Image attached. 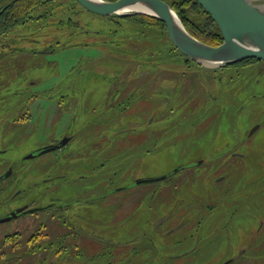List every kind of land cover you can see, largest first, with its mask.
Returning <instances> with one entry per match:
<instances>
[{"label":"rangeland","instance_id":"374dc122","mask_svg":"<svg viewBox=\"0 0 264 264\" xmlns=\"http://www.w3.org/2000/svg\"><path fill=\"white\" fill-rule=\"evenodd\" d=\"M47 7L1 39L0 115L15 121L0 120V172L12 168L0 216L33 198H95L68 220L84 233L69 230L63 264H264V61L197 65L160 27L74 0ZM28 215L0 223V243L64 226Z\"/></svg>","mask_w":264,"mask_h":264},{"label":"water","instance_id":"95a60500","mask_svg":"<svg viewBox=\"0 0 264 264\" xmlns=\"http://www.w3.org/2000/svg\"><path fill=\"white\" fill-rule=\"evenodd\" d=\"M76 1L87 11L102 16L145 14L160 19L174 47L197 65L222 68L248 58L264 61V0H196L212 17L220 30L222 41L217 45L207 44L191 35L173 8L164 0ZM133 7L142 8L143 11H130ZM257 127L258 125H255L249 134ZM68 139V137H62L57 143L43 146L25 158L58 149L66 144ZM10 173L11 168H8L0 175V180L8 177ZM165 177L166 175L152 179H138L136 183ZM41 209L43 207L27 208V205H24L10 211L7 216L1 217L0 222L11 220L19 214L32 213Z\"/></svg>","mask_w":264,"mask_h":264},{"label":"flooded vegetation","instance_id":"af4514ba","mask_svg":"<svg viewBox=\"0 0 264 264\" xmlns=\"http://www.w3.org/2000/svg\"><path fill=\"white\" fill-rule=\"evenodd\" d=\"M35 12V10H34ZM39 13L35 14V17L38 16ZM34 16V15H33ZM39 18L44 17H38L34 18V20H37ZM2 106H0V109ZM0 120H2V124H5V126L12 125V122L15 121L13 118L14 116H7L4 117L3 115ZM11 117L12 120L11 123L8 121H3L4 119H8ZM5 122V123H4ZM62 137H68V141L66 144L73 138V135H63ZM58 141L53 142L57 143ZM64 144L62 147L58 149L64 148L66 145ZM3 152V151H0ZM9 168V167H8ZM11 168V167H10ZM12 172V168H11ZM4 172H0V175ZM57 176H48V177H42L40 181L33 182V185H37L40 182H49L56 178ZM2 180V179H1ZM50 187H45V192L49 191ZM13 199V198H11ZM95 198H33L30 201L23 202L19 204L16 208L9 209L4 212L1 217H5L9 214L10 211L15 210L21 206L27 205V208L30 207H43V209L34 211L32 213H25V214H19L15 218L11 220H18L20 218H23L26 215H39L42 214L39 218H35L34 221L41 220L42 218H46L45 222L49 221L52 217L54 221L61 218L60 223L64 224L62 228H57V233H52L53 229H49L47 232L45 227V224L43 221L38 223L40 226L37 231H34L30 234L26 242H21L22 236L14 231L11 234H8L10 237H14V235H20V239L16 240L15 242H2L0 243V264H13V263H22V264H63V261H66L68 258L63 259L61 258V253L64 251V245L63 241H72L70 244L72 248H75L77 246V241H74V235L72 233L73 230L80 229L84 233V226H79L78 224H73L71 221H68L69 218L73 217L74 219H81L83 221V211H87V209L90 207L89 205L94 204ZM28 215V216H29ZM46 215V216H45ZM42 217V218H41ZM41 218V219H40ZM8 220V221H11ZM0 222V223H6ZM93 219L92 223H86L85 227L91 229L93 232L98 231V227L96 226V222ZM89 226V227H88ZM72 230V231H69ZM59 231V233H58ZM59 236H53L52 235H58ZM66 235H69L66 236ZM42 236V238H41ZM49 238V239H48ZM46 243H41L39 241L46 240ZM51 240H55L58 242H54V244H51Z\"/></svg>","mask_w":264,"mask_h":264},{"label":"trees","instance_id":"16d2710c","mask_svg":"<svg viewBox=\"0 0 264 264\" xmlns=\"http://www.w3.org/2000/svg\"><path fill=\"white\" fill-rule=\"evenodd\" d=\"M53 1L55 0H0V57H4L3 52L5 54L7 52H10V51H7V52L4 51L5 46L3 45V41L1 39L5 37V35L8 34L14 26L18 24H24L30 19H34L38 17H45L47 13H50L49 8L47 6ZM74 1L76 4H78L76 0ZM164 1H166L173 8L175 13L181 20L183 26L191 35H193L197 39L207 44H210V45H217L221 43L222 36H221L220 30L217 24L214 22L212 17L203 9V7L196 0H164ZM78 6L81 9H84L79 4ZM36 9L41 10L40 14H38L37 17H35V15L34 16L32 15L34 10ZM92 14H95V13H92ZM99 16H102V15H99ZM112 16L116 17L115 21H117L118 19H124V20H129V21L134 20L135 22L139 23L141 25V28L143 29L150 28V27H156V28L160 27L163 30H165V33L167 34L164 23L160 19L154 16H151V15H145V14L117 15L115 14ZM102 17L106 20L111 19V17L109 16H102ZM71 21L72 20L68 17L66 18V22H64L63 19H60L58 23L59 25H62L63 23H68L71 25ZM121 30L126 31L123 29ZM116 31H117L116 28H113V29L109 28L108 30H106L107 33L110 32L111 34L115 33ZM143 31L144 30H142V32ZM82 32L86 33L88 31L83 30ZM99 32H101V30ZM107 33H103V34H107ZM171 45H172V49H174L176 52L182 55L186 60L193 62L187 59L186 56H184L178 49H176L174 45L172 44V42H171ZM253 61H259V60L255 58H248V59H244L241 61H237L227 66H237V65H242L245 63L253 62ZM0 87L2 86L0 85ZM11 94L13 95L15 94V92H11Z\"/></svg>","mask_w":264,"mask_h":264},{"label":"bare ground","instance_id":"6f19581e","mask_svg":"<svg viewBox=\"0 0 264 264\" xmlns=\"http://www.w3.org/2000/svg\"><path fill=\"white\" fill-rule=\"evenodd\" d=\"M135 10L143 11L142 8H135V7H133V9H130V11H135ZM128 11H129V10H128Z\"/></svg>","mask_w":264,"mask_h":264}]
</instances>
